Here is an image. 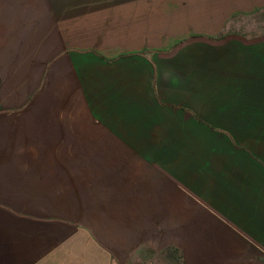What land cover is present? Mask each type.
<instances>
[{
	"label": "crops",
	"instance_id": "obj_1",
	"mask_svg": "<svg viewBox=\"0 0 264 264\" xmlns=\"http://www.w3.org/2000/svg\"><path fill=\"white\" fill-rule=\"evenodd\" d=\"M262 11L0 0V264H264Z\"/></svg>",
	"mask_w": 264,
	"mask_h": 264
},
{
	"label": "rangeland",
	"instance_id": "obj_2",
	"mask_svg": "<svg viewBox=\"0 0 264 264\" xmlns=\"http://www.w3.org/2000/svg\"><path fill=\"white\" fill-rule=\"evenodd\" d=\"M243 21H247L242 28V35L250 40L264 39V11L258 12L250 18H243ZM242 21V22H243Z\"/></svg>",
	"mask_w": 264,
	"mask_h": 264
}]
</instances>
